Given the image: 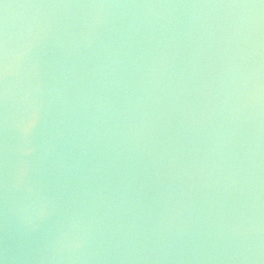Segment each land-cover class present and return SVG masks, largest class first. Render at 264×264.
I'll return each mask as SVG.
<instances>
[{
  "label": "water",
  "instance_id": "95a60500",
  "mask_svg": "<svg viewBox=\"0 0 264 264\" xmlns=\"http://www.w3.org/2000/svg\"><path fill=\"white\" fill-rule=\"evenodd\" d=\"M2 264H264V2L0 0Z\"/></svg>",
  "mask_w": 264,
  "mask_h": 264
},
{
  "label": "snow or ice",
  "instance_id": "6c2138e0",
  "mask_svg": "<svg viewBox=\"0 0 264 264\" xmlns=\"http://www.w3.org/2000/svg\"><path fill=\"white\" fill-rule=\"evenodd\" d=\"M261 2H264V0H261ZM0 264H2V262H0Z\"/></svg>",
  "mask_w": 264,
  "mask_h": 264
}]
</instances>
